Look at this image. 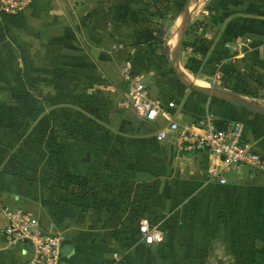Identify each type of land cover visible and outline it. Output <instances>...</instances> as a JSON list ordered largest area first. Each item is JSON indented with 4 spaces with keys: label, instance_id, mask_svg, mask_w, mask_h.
Returning a JSON list of instances; mask_svg holds the SVG:
<instances>
[{
    "label": "crops",
    "instance_id": "0c3cea01",
    "mask_svg": "<svg viewBox=\"0 0 264 264\" xmlns=\"http://www.w3.org/2000/svg\"><path fill=\"white\" fill-rule=\"evenodd\" d=\"M94 12L124 17L96 26ZM172 50L186 78L221 84L228 69L264 83V0H35L18 16L0 13V103L19 112L0 111V264L31 256L4 241L5 207L64 238L71 249L60 264H197L213 240L219 254L235 250L264 264V179L241 169L224 174V185L212 181L202 155L155 140L165 117L147 122L117 107L139 80L163 106L176 104L166 111L181 124L242 122L264 156L263 116L163 85L158 65ZM19 93L38 103L37 117L18 104ZM60 188L85 193L69 205L59 202ZM141 220L164 241L145 243Z\"/></svg>",
    "mask_w": 264,
    "mask_h": 264
},
{
    "label": "built area",
    "instance_id": "2783aa9c",
    "mask_svg": "<svg viewBox=\"0 0 264 264\" xmlns=\"http://www.w3.org/2000/svg\"><path fill=\"white\" fill-rule=\"evenodd\" d=\"M35 0H0V13L18 16L32 6ZM129 69V66H127ZM216 82L219 78H216ZM117 107L132 112L147 122H155L160 117L167 124L160 127L155 140L159 143L173 140L177 153L200 154L207 165L210 180L226 184L224 174L247 169L264 179V156L245 137V125L236 122L226 128H218L210 118H198L181 124L177 114L168 113L176 109L174 102L163 106L161 97L152 88L139 80H130V85ZM7 223L2 236L7 244H24L30 250V258L23 264H60L64 238L48 232L40 222L22 210L3 209ZM138 232L148 245L164 241L160 230L146 220L138 222Z\"/></svg>",
    "mask_w": 264,
    "mask_h": 264
},
{
    "label": "trees",
    "instance_id": "16d2710c",
    "mask_svg": "<svg viewBox=\"0 0 264 264\" xmlns=\"http://www.w3.org/2000/svg\"><path fill=\"white\" fill-rule=\"evenodd\" d=\"M124 17V13L122 12L121 15L119 14H114L113 12H110V15H106V14H100L98 12H94L90 15V17H88V21H90V24L92 25H96L99 26V24L102 23H107V22H118V20L120 18ZM129 17L133 18V21L136 22L138 20V22H141V20H139V15L136 13H129ZM153 31L151 28L147 27V25L145 27H143L141 29V34L143 36V38L148 39L150 36L153 35ZM160 33V32H159ZM204 41H200V42H196L194 45H192V49L194 51L198 50L200 48V46L198 45H203ZM153 49V48H151ZM221 75H222V82L224 85H229L230 83H234L233 88L234 91L239 93V94H243L245 96H252L254 94V92L258 89L257 86V82H255L254 80L246 77V76H233L231 70L228 69H224L221 70ZM18 104H21L24 108H25V112L28 111L29 114L32 115L33 118L37 117L40 114V107L38 106L37 102H34L28 94L26 93H19L17 95V100ZM0 111H2L3 113H8L10 115H18L19 112H15L13 109L9 108L8 106H6L3 103H0ZM214 124L218 127V128H222L221 125L218 122L214 121ZM51 188H54V186H52ZM57 188V187H56ZM58 191H62V192H57L59 195V202H63L64 204L69 203V205H72V201H76V198L80 199L82 198V194L85 193L83 192L81 195H76V190H65L63 188L57 189ZM62 193V194H60Z\"/></svg>",
    "mask_w": 264,
    "mask_h": 264
},
{
    "label": "rangeland",
    "instance_id": "374dc122",
    "mask_svg": "<svg viewBox=\"0 0 264 264\" xmlns=\"http://www.w3.org/2000/svg\"><path fill=\"white\" fill-rule=\"evenodd\" d=\"M161 42L160 44L164 43V39L165 37L162 35L160 37ZM159 44V45H160ZM166 62H159L158 65V69L159 70H163L164 71V76L162 77V82L165 84H163L164 86H166V88H172L173 86H175L176 89H179L181 91H186L189 94H196L186 88H183L177 79V67L174 64V50L170 51L169 53V57L168 59L165 57ZM192 59V58H191ZM163 64V65H161ZM162 66V67H161ZM179 73V72H178ZM184 73V72H183ZM183 73H179L180 76H184ZM184 78H186L184 76ZM186 80H188V82L191 83H197V85L201 86V87H205V88H216L218 90H221L223 92L235 95L239 98L245 99L247 101H250L262 108H264V83H262V81H255L257 82V86L258 89L254 92V94L252 96H245L243 94H239L237 92L234 91V89L232 88V83H230L228 86L224 85L223 83H217L216 85H210L209 84V80L208 79H203L202 80H195L193 76H187ZM259 91V92H258ZM264 118V117H262ZM217 240H213L212 241V247H211V253H209V255H204L201 256V258H199L198 263L197 264H206L205 262L208 261L210 262V264H218V260L221 262V264H248V257L247 256H243V255H238L237 252L235 250H232L231 253H222L219 254V250H218V246H217ZM214 251V252H212ZM242 253V252H241ZM239 253V254H241ZM195 264V263H194Z\"/></svg>",
    "mask_w": 264,
    "mask_h": 264
},
{
    "label": "water",
    "instance_id": "95a60500",
    "mask_svg": "<svg viewBox=\"0 0 264 264\" xmlns=\"http://www.w3.org/2000/svg\"><path fill=\"white\" fill-rule=\"evenodd\" d=\"M186 11H187V8L185 10V13H186ZM184 34H185V32H183V34L180 38V41L178 44V49L182 45ZM176 74H177L176 76H177L178 82L183 88H186V89H188L194 93L200 94L206 98L213 99V100H216V101L237 107L241 110H245V111H248V112H251V113H254V114H257V115L264 117V108L254 104L250 101H247V100L239 98L235 95L223 92V91L218 90L214 87L205 88V87L198 86L195 83L188 82V80H186L183 76H180L178 72H176ZM147 179H148V177L145 174H143V173L138 174V180L139 181H146ZM70 249H71L70 246H67V245L64 246L61 250L62 255H64V256L67 255ZM218 264H221L220 261L218 262Z\"/></svg>",
    "mask_w": 264,
    "mask_h": 264
},
{
    "label": "bare ground",
    "instance_id": "6f19581e",
    "mask_svg": "<svg viewBox=\"0 0 264 264\" xmlns=\"http://www.w3.org/2000/svg\"><path fill=\"white\" fill-rule=\"evenodd\" d=\"M186 79V78H185ZM197 85V84H196ZM200 86V85H199Z\"/></svg>",
    "mask_w": 264,
    "mask_h": 264
}]
</instances>
